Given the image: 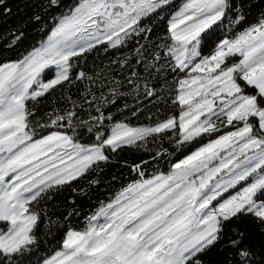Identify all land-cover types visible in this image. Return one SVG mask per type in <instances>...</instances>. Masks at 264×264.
I'll return each mask as SVG.
<instances>
[{"label":"snow or ice","instance_id":"6c2138e0","mask_svg":"<svg viewBox=\"0 0 264 264\" xmlns=\"http://www.w3.org/2000/svg\"><path fill=\"white\" fill-rule=\"evenodd\" d=\"M254 7L264 0H183L179 7L174 0H46L45 11L60 10L47 38L16 60H0V264H264L243 227L264 233V10L249 23ZM157 21L166 33L153 41ZM10 36L8 49L24 32ZM133 42V61L114 63L134 62L165 84L171 78L172 115L106 128L114 117L97 105L115 104L119 86L112 98L91 88L80 103L64 95L69 107L41 115L55 92L99 83L80 66L89 54ZM132 77L140 73L132 70L129 84ZM145 88L149 98L168 95ZM85 105L94 109L87 120L79 115ZM85 135L90 143L81 142ZM148 137L189 154L167 173L146 176L135 165L137 178L84 217L82 228L69 224L79 216L74 207L63 222L46 211L56 194L103 171L112 153L143 147ZM49 237L59 245L54 255L33 261ZM213 253L226 255L213 260Z\"/></svg>","mask_w":264,"mask_h":264},{"label":"trees","instance_id":"16d2710c","mask_svg":"<svg viewBox=\"0 0 264 264\" xmlns=\"http://www.w3.org/2000/svg\"><path fill=\"white\" fill-rule=\"evenodd\" d=\"M74 0H62L63 4H71ZM253 4H259V0H251ZM46 0H3L0 5V60H16L18 57L25 54L31 48L39 46L41 39H46L49 34L54 21L52 17L59 15V9L45 11ZM174 3L179 7L183 0H174ZM10 9L4 12V9ZM264 7H254L252 14L249 17V23H255L257 16ZM35 15H40L39 22L32 18ZM158 25V26H157ZM166 22H156L153 26L152 40L158 41L166 33ZM42 29V30H41ZM16 31H23L24 38L12 49H8L6 45L11 42L10 33ZM143 43V41H141ZM136 44L133 42L120 51L110 49L107 53L103 50L98 53L89 54V56L80 62V66L89 76L97 77L98 84H92L90 81L77 82V85L68 89L67 92L59 90L54 93L48 101L41 105V115L44 112L51 111L52 107L67 108L70 105L66 102H61L64 95H70L73 100L80 103L86 89H95V95L100 96L103 92L105 96L111 97L110 89L119 86V92L115 104L101 106L102 110L107 115L111 113L114 117L113 121H106L105 127L111 128L115 122L126 123L132 127L150 126L157 119H164L166 116L173 114L171 109L174 106L171 104V93L169 91L171 86V78L168 79V84H165L164 78H157L156 76H149L141 65L134 62L131 63V68H121L119 64L114 63L127 56L130 61L134 58V49ZM135 70L140 73V78L134 80V84L128 83L130 72ZM155 87L157 91H164L168 93L167 97H162L160 100L146 97L144 95L145 85ZM167 98L168 104L165 105L163 100ZM91 99V97H89ZM57 103L53 105V101ZM94 109L88 108L87 105L79 110L80 118L88 119V114ZM136 111V115H133ZM46 134V133H45ZM84 143H90V138L85 135L82 138ZM207 143V138L204 140ZM175 145L171 144L167 139L160 140L157 138L153 140L152 137L147 138V143L143 147H125L123 151L111 154V162L107 165H102L103 171L94 172L86 175L78 183H73L72 187H68L60 193L56 194L46 207V211L52 215L54 220L58 219L60 222L64 221L67 213L74 207L79 216L69 218V224L72 227L82 228L86 223L84 217L92 215L93 212L99 210L102 205L109 203L116 194L128 183L137 178L136 172L133 170L135 165H140L146 176H152L158 173H167L171 170L173 163L183 159L189 154L187 149L173 152ZM199 147V145H197ZM163 148L168 149V153H163L162 158L156 156L158 151L162 152ZM191 150H195L192 148ZM99 179V185H91L89 181ZM73 188L77 191L73 192ZM81 190L85 194H80ZM75 200V204L71 203ZM248 232L251 233L249 242L251 243L253 251L256 253V260H264V233H261L255 224L245 222L243 225ZM45 227L41 228V235ZM59 245L55 241H51L42 246V249L37 256L33 257V261L41 256L54 255L55 250ZM213 260L224 259L226 254L215 255L210 254Z\"/></svg>","mask_w":264,"mask_h":264}]
</instances>
